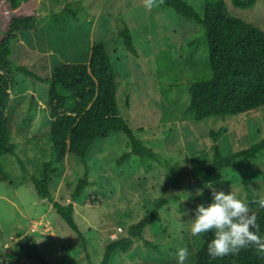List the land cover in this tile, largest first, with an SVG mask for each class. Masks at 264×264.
<instances>
[{
	"label": "rangeland",
	"instance_id": "1",
	"mask_svg": "<svg viewBox=\"0 0 264 264\" xmlns=\"http://www.w3.org/2000/svg\"><path fill=\"white\" fill-rule=\"evenodd\" d=\"M185 1L203 15V0ZM225 1L229 14L264 32V0L248 8ZM68 6L78 12L77 22L51 19L56 14L65 17L62 10ZM37 12L35 29L11 43V64L47 80L61 65L86 62L90 46L102 43L114 67L119 115L168 163L203 166L210 161L214 144L227 155L264 139V105L236 116L188 117V85L205 78L209 68L201 27L173 9L149 10L145 0H38ZM120 22L129 29L136 57L117 37ZM12 79L5 112L17 158L1 157L7 179L0 181V247L23 251L13 259L1 257L0 264H86L79 237L51 203L36 194L31 182L50 160L47 88L21 73L15 72ZM213 132L218 134L216 141ZM127 141L125 134L110 132L88 147L84 160L66 154L61 163L53 161L58 168L50 173L49 191L62 204L72 202L75 222L94 264L100 262L105 242L125 235L128 226L150 212L154 199L165 192L168 170L162 166L153 164L146 171L135 155L117 162L128 151ZM84 165L90 184L71 201ZM243 178L252 202L245 199ZM181 183L185 186L181 201L160 208L142 238L135 239L129 250L115 252L109 264H177L176 253L183 247L189 250L185 264H196L190 229L197 206L212 203L214 189L232 192L256 212L255 202L264 198V151L256 160L240 161L236 168L206 178L189 176Z\"/></svg>",
	"mask_w": 264,
	"mask_h": 264
},
{
	"label": "trees",
	"instance_id": "2",
	"mask_svg": "<svg viewBox=\"0 0 264 264\" xmlns=\"http://www.w3.org/2000/svg\"><path fill=\"white\" fill-rule=\"evenodd\" d=\"M256 0H231L237 8L251 7ZM38 0H0V181L7 175L2 169L1 157H16L14 146L10 142L7 126L6 108L8 89L12 85V75L21 73L47 88L50 110V129L46 134L49 143L50 160L43 164L38 177L32 176L31 182L36 194L51 203L52 208L64 223L80 239L86 264H94L87 251L86 240L74 219L72 202L62 204L53 199L49 191L50 173L57 171L53 161L61 163L66 154L85 159L88 147L110 132L126 135L128 151L117 160L121 163L135 155L140 166L149 171L153 164L168 170L166 188L163 195L153 201V208L140 220L127 228L125 235L108 239L103 247V255L98 264H109L115 252L129 250L135 239L142 238V231L156 216L157 211L170 201H181L180 193L185 186L181 181L189 176L206 178L226 169L236 168L242 160H256L264 151V139L241 150L223 155L219 146L213 145L210 161L203 166L188 168L179 163H168L158 150L139 139L127 122L119 115L116 104L114 67L109 54L102 43H93L86 56V62L61 65L49 79L35 76L23 66H13L9 61L12 52L11 43L18 35L35 29L38 19ZM160 8H171L183 18L192 20L202 29L209 74L202 79L189 83L188 117L192 120H205L213 116H236L264 105V32L227 12L225 0H203V15L200 16L185 0H164ZM65 7L51 19L77 22L78 12ZM70 20V19H69ZM117 37L122 46L133 56L137 51L133 46L127 25L120 22ZM216 141L217 133H211ZM17 158V157H16ZM20 163V161H19ZM87 166L78 179L71 201L80 196L89 185ZM246 201L252 202L253 196L247 181L243 178ZM254 212L259 225V235L264 238V208ZM196 242L194 259L196 264H264V253L255 247L241 250L237 255L211 260L208 243L214 238L212 232L193 237ZM143 244L156 250L147 240ZM23 251L22 248L6 249L0 247V258L13 259ZM28 257L29 253H25ZM45 264V263H44Z\"/></svg>",
	"mask_w": 264,
	"mask_h": 264
},
{
	"label": "clouds",
	"instance_id": "3",
	"mask_svg": "<svg viewBox=\"0 0 264 264\" xmlns=\"http://www.w3.org/2000/svg\"><path fill=\"white\" fill-rule=\"evenodd\" d=\"M163 3L164 0H145V6L149 10ZM208 187L211 188V185ZM197 194L202 193L198 190ZM212 196V203L207 207L197 206L190 229L194 237L208 232L213 233L214 238L207 246L210 259L237 255L241 250L250 247H255L258 252L264 253V238L259 235L257 216L250 210L249 205L232 192L226 194L213 189ZM255 203L260 208H264V198ZM176 256L177 264H185L189 257L188 248H180Z\"/></svg>",
	"mask_w": 264,
	"mask_h": 264
}]
</instances>
